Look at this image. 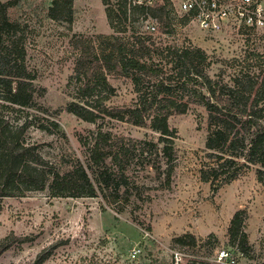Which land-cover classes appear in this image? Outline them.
Wrapping results in <instances>:
<instances>
[{
    "label": "rangeland",
    "instance_id": "obj_1",
    "mask_svg": "<svg viewBox=\"0 0 264 264\" xmlns=\"http://www.w3.org/2000/svg\"><path fill=\"white\" fill-rule=\"evenodd\" d=\"M106 1L108 5L103 0H73L71 23L47 17L50 0H21L10 15L23 34L25 62L34 76L35 93L28 110L38 116L28 129L27 141L60 171L77 159L91 177L103 167L123 174L125 184L118 197L108 192L93 198L52 197L44 190L0 198V242L8 244L0 264H188L190 260L261 264L264 184L257 180V167L252 165L236 179L219 182L215 191L201 180L200 169L210 164V152L204 147L207 112L202 105L190 104L186 113L168 118L169 127L176 131L169 182L158 133L105 117L86 122L65 107L72 101L82 102L80 87L100 74L99 67H77L80 52L93 61L99 42L113 44L135 36L151 37L162 45L198 47L209 57L208 75L230 85L235 63L246 71L255 67L251 74H264V35L240 31L205 34L182 20L169 2L171 32H161L159 23L153 34L144 32L139 12L127 22L114 21L112 27L105 11L115 0ZM105 78L113 88L105 101L107 107L133 104L136 96L130 79L112 72L105 73ZM42 125L51 126V131L40 130ZM98 131L109 135L111 153L106 151L103 163L95 165L88 152ZM119 147L129 153L121 154L120 162L114 163L111 154ZM138 148H144L142 155ZM237 210L245 212L243 229L252 246L247 257L228 245L229 221ZM186 232L195 236L196 244L174 247L173 237Z\"/></svg>",
    "mask_w": 264,
    "mask_h": 264
},
{
    "label": "trees",
    "instance_id": "obj_2",
    "mask_svg": "<svg viewBox=\"0 0 264 264\" xmlns=\"http://www.w3.org/2000/svg\"><path fill=\"white\" fill-rule=\"evenodd\" d=\"M20 2H0V198L44 190L52 197L93 198L106 192L118 197L121 184H125L123 174L116 175L107 168L98 167L91 177L77 159L68 169L60 171L48 164L36 145L27 141L28 129L38 115L28 110L35 93L34 76L25 62L23 34L10 15ZM103 2L108 5L106 0ZM166 4L164 0V4L147 11L133 7L128 14L125 0H115L112 8H106L105 12L112 27L114 21L127 22L134 13L139 12L143 18L150 14L149 17L156 19L161 32L165 33L172 31L173 11L172 8L168 10ZM47 17L71 23L73 0H50ZM181 18L188 21L184 16ZM98 46L100 49L93 61L86 57V52H80L82 58L78 69L86 65L90 70L99 67L101 72L91 83L87 79L84 81L79 89L82 102H69L65 107L68 113L90 123L105 117L158 133V142L162 144L159 152L166 160L165 175L169 182L176 131L169 127L168 118L186 113L190 104L202 105L207 112L204 147L210 152L207 154L210 164L200 169L201 180L209 182L215 191L219 182L236 179L240 171L252 165L257 167V180L264 184V74H251L255 67L246 71L235 63L233 69L237 70H234L232 84H220L206 71L210 60L204 50L194 46L157 44L151 37L132 36L113 44L102 41ZM78 69L76 74L80 82ZM111 72L130 79L136 96L132 105L115 108L105 105L113 91L105 73ZM48 123L58 128L54 121ZM51 126L38 127L51 131ZM108 140L107 133L98 131L88 152L91 163H103L106 151L111 153ZM138 150L140 155L144 153V148ZM128 153V149L119 147L117 153L111 154V159L119 163L120 155ZM124 193L127 196L126 190ZM244 220L245 212L237 210L229 221L227 237L228 245L247 257L252 246L243 229ZM196 241L194 235L186 232L173 237L172 245L194 246ZM7 247L6 242H0V255ZM231 262L236 264L235 260ZM188 264L219 263L190 260Z\"/></svg>",
    "mask_w": 264,
    "mask_h": 264
},
{
    "label": "built area",
    "instance_id": "obj_3",
    "mask_svg": "<svg viewBox=\"0 0 264 264\" xmlns=\"http://www.w3.org/2000/svg\"><path fill=\"white\" fill-rule=\"evenodd\" d=\"M127 13L133 7L149 10L164 0H125ZM175 11L195 25L200 32L217 35L228 32H250L264 35V0H165ZM141 16L144 32L153 34L157 20Z\"/></svg>",
    "mask_w": 264,
    "mask_h": 264
}]
</instances>
